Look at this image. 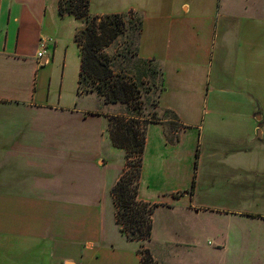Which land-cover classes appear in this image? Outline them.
Instances as JSON below:
<instances>
[{
    "label": "crops",
    "instance_id": "crops-1",
    "mask_svg": "<svg viewBox=\"0 0 264 264\" xmlns=\"http://www.w3.org/2000/svg\"><path fill=\"white\" fill-rule=\"evenodd\" d=\"M117 1L120 9L91 0L90 11L142 15L140 57L161 65L160 108L179 119L177 130L148 127L158 194L139 200L161 205L166 219L264 224V0ZM59 2L0 0V264H141L116 222L120 170L110 186L101 178L99 157L114 152L108 117L86 101L94 95L79 94L81 27L59 16ZM42 39L51 46L39 62ZM83 171L95 176L84 181Z\"/></svg>",
    "mask_w": 264,
    "mask_h": 264
},
{
    "label": "trees",
    "instance_id": "trees-1",
    "mask_svg": "<svg viewBox=\"0 0 264 264\" xmlns=\"http://www.w3.org/2000/svg\"><path fill=\"white\" fill-rule=\"evenodd\" d=\"M90 6L91 0H60L59 16H73L82 23L75 35L82 56L79 94H96L106 107L127 108V112L105 114L115 145L129 151L127 159H136L135 165H131L133 171L126 169L112 190L116 222L127 240L141 244V264H154L143 244L152 240L153 216L158 205L139 200L146 127L164 121L177 124L179 119L172 111L160 109L159 99L164 91L161 65L140 57L142 15L130 11L96 16L91 14ZM132 108L149 110L143 125L136 121L138 116L131 115ZM153 109L172 118L159 119L158 111L151 113Z\"/></svg>",
    "mask_w": 264,
    "mask_h": 264
},
{
    "label": "rangeland",
    "instance_id": "rangeland-1",
    "mask_svg": "<svg viewBox=\"0 0 264 264\" xmlns=\"http://www.w3.org/2000/svg\"><path fill=\"white\" fill-rule=\"evenodd\" d=\"M117 2V0H110L108 4L110 7L120 9ZM116 9L111 8V10ZM94 11L95 4L93 5V12ZM71 19V26L73 28H82V23H79V21L73 17H71ZM263 92L264 91L261 89L258 91V97L263 99V102L261 99L259 100V117L264 116ZM89 95L94 96L86 98V101H95V108L99 110L98 113H101V115H115L127 112V108L122 106H112V108L106 107L96 94ZM96 97L97 100H95ZM148 111L147 108H142L141 110L132 108L131 115L138 116L136 117V121H140L141 125H143L144 120L149 116L150 112ZM150 111L151 113L158 111L157 118L159 119L172 118L171 116L165 115L163 112H159L158 109ZM102 120L104 121V119ZM150 125L151 124L147 125L145 134H147ZM170 125L171 128H174L175 130L179 127L176 123ZM104 126L105 122L102 124V127ZM102 127H100V129ZM231 130H233V128ZM148 138L150 141L144 154L139 194L145 192V197H157L158 193L156 188L153 187L155 170L154 167H150L154 161L157 138L154 133H150V135L148 134ZM71 140L72 142L74 140L72 135ZM188 141L189 142L186 143L185 147H190L192 144L190 140ZM200 145L201 147L198 146L200 148L195 150V163L196 161L198 162L199 156L202 154L203 149L206 148V146L204 148V141H202V139ZM227 146H233V144H228ZM113 147L114 152L112 156L110 155L109 150L105 151L104 149L102 156L100 155L101 157H99V159H102L104 163L107 164L102 169L103 175L101 173V178L102 180H108V186L111 185L112 181L114 182L118 170H120L119 179L126 169L133 171L134 168L131 165H135L134 163L136 161L134 156L127 159V154L129 152L127 149L117 147L114 142ZM129 165L130 168L127 167ZM66 174L67 179H69V176L73 174V171L67 169ZM91 175L95 176L94 172L87 173L83 171L82 177H79L78 175L77 177L80 179L82 178L84 181H89L91 180ZM67 190H73V187L67 186ZM250 191L253 192V190ZM160 206L161 205H158V208ZM158 208H156L153 216L154 231L152 233V240L143 244L144 248L149 250L150 255L154 260V264H264L263 223L254 220L238 219L231 215L222 218L217 215H209L208 213H200V216L198 217L187 214L186 216L180 215L175 216L172 219H166L163 213L157 212ZM166 227H169L168 230H165ZM163 241L165 242L161 244ZM138 245L139 250L141 244L138 243ZM175 261H177V263Z\"/></svg>",
    "mask_w": 264,
    "mask_h": 264
},
{
    "label": "built area",
    "instance_id": "built-area-1",
    "mask_svg": "<svg viewBox=\"0 0 264 264\" xmlns=\"http://www.w3.org/2000/svg\"><path fill=\"white\" fill-rule=\"evenodd\" d=\"M51 46V41L48 39H42L40 41L39 45V53L37 55V60L41 62V60L45 59L47 57V53L49 50V47Z\"/></svg>",
    "mask_w": 264,
    "mask_h": 264
},
{
    "label": "water",
    "instance_id": "water-1",
    "mask_svg": "<svg viewBox=\"0 0 264 264\" xmlns=\"http://www.w3.org/2000/svg\"><path fill=\"white\" fill-rule=\"evenodd\" d=\"M260 119V118H259ZM259 134H260V132H259Z\"/></svg>",
    "mask_w": 264,
    "mask_h": 264
}]
</instances>
